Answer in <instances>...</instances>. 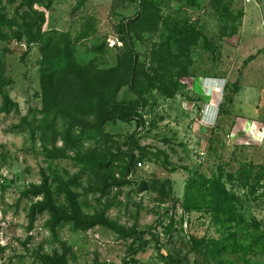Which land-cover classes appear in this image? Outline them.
<instances>
[{
    "label": "rangeland",
    "instance_id": "rangeland-1",
    "mask_svg": "<svg viewBox=\"0 0 264 264\" xmlns=\"http://www.w3.org/2000/svg\"><path fill=\"white\" fill-rule=\"evenodd\" d=\"M66 48L85 71L134 63L117 100L145 125L83 128L90 139L48 153L42 81ZM0 86L14 104L0 93V264H264V0H0ZM44 175L58 206L69 189L110 226L53 231L46 213L30 230ZM197 175L222 178L258 253H220L238 222L185 211Z\"/></svg>",
    "mask_w": 264,
    "mask_h": 264
},
{
    "label": "trees",
    "instance_id": "trees-1",
    "mask_svg": "<svg viewBox=\"0 0 264 264\" xmlns=\"http://www.w3.org/2000/svg\"><path fill=\"white\" fill-rule=\"evenodd\" d=\"M141 5L144 7L143 3ZM126 46L132 55L134 51L129 35L127 36ZM54 47L49 49L48 55H44L46 60L49 53H53ZM55 65V70L47 74L42 81L45 113V117L41 122L44 129L42 139L45 145H50L53 148L48 153H56L58 149L55 148V144L60 137L65 147L90 139L83 128H89L90 131H102L106 123L116 121L126 124L136 122L138 127L145 125L140 110L143 106L122 103L117 100L124 86L131 85L133 87L136 85L134 63L110 70L85 71L79 69L76 64L74 65L69 49L66 48L59 53ZM0 93L3 98V110L6 112L12 111L14 104L11 98L1 90V86ZM59 119L64 122L62 132H59L56 128V122ZM79 128L82 130L78 132ZM131 160L133 163L134 159ZM102 164L106 163L102 162ZM222 181V178L216 176L208 178L197 175L190 178L185 190V211L191 213L205 210L212 215L218 225L230 226L236 224L238 222L235 206L236 198L228 191ZM116 185H119V183ZM146 189L147 186L143 185L142 190ZM30 193L35 197H43L42 201L37 202L31 208L30 230L33 229L37 216L46 213L51 216L50 224L53 231L59 225H71L75 229L84 231L99 225L110 226L104 216L86 215L82 211L76 195L69 189L66 190L68 205L66 207L58 206L49 178L46 175L43 176L42 184L33 186ZM237 225L240 229L238 232L230 234L221 244L214 243L221 248L220 253L231 249L233 253H238V250L243 251L245 254L249 252L258 253L263 237L255 234H245L246 231L242 228V221L238 222ZM243 225L246 228L259 231L257 222H254L252 226L247 223ZM246 239H248V242H246ZM197 244L199 246L201 242H197ZM46 259L51 264H66L64 258Z\"/></svg>",
    "mask_w": 264,
    "mask_h": 264
},
{
    "label": "built area",
    "instance_id": "built-area-1",
    "mask_svg": "<svg viewBox=\"0 0 264 264\" xmlns=\"http://www.w3.org/2000/svg\"><path fill=\"white\" fill-rule=\"evenodd\" d=\"M247 3H250L251 2V0H245ZM200 126H204V124H202V123H200ZM140 166H141V164H140Z\"/></svg>",
    "mask_w": 264,
    "mask_h": 264
}]
</instances>
